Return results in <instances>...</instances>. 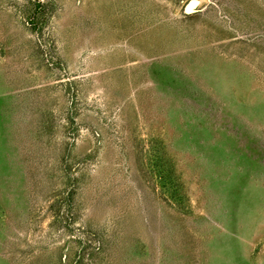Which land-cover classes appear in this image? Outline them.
<instances>
[{"label":"rangeland","instance_id":"obj_1","mask_svg":"<svg viewBox=\"0 0 264 264\" xmlns=\"http://www.w3.org/2000/svg\"><path fill=\"white\" fill-rule=\"evenodd\" d=\"M0 264H264V0H0Z\"/></svg>","mask_w":264,"mask_h":264},{"label":"water","instance_id":"obj_2","mask_svg":"<svg viewBox=\"0 0 264 264\" xmlns=\"http://www.w3.org/2000/svg\"><path fill=\"white\" fill-rule=\"evenodd\" d=\"M195 3H196V2H192V3L190 4V6H189V7H191V6L195 5Z\"/></svg>","mask_w":264,"mask_h":264}]
</instances>
